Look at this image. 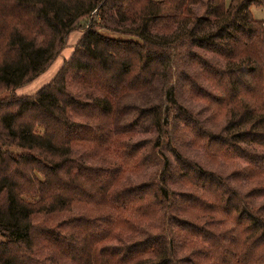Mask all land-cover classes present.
Masks as SVG:
<instances>
[{
    "label": "trees",
    "instance_id": "16d2710c",
    "mask_svg": "<svg viewBox=\"0 0 264 264\" xmlns=\"http://www.w3.org/2000/svg\"><path fill=\"white\" fill-rule=\"evenodd\" d=\"M262 5L0 0V264H264Z\"/></svg>",
    "mask_w": 264,
    "mask_h": 264
},
{
    "label": "rangeland",
    "instance_id": "374dc122",
    "mask_svg": "<svg viewBox=\"0 0 264 264\" xmlns=\"http://www.w3.org/2000/svg\"><path fill=\"white\" fill-rule=\"evenodd\" d=\"M227 1H230V0H227ZM251 12H252L254 19L264 22V5L251 7ZM82 34H83V32L80 30L72 32L68 38V44H67L65 50L62 52L61 56L54 61L52 66L44 74H42L41 76L36 78L32 83L27 84V85L17 89L16 93L20 96L32 95V94H35L40 88L47 85L57 74L58 70L60 69V67L62 66V64L64 62V59L69 58V56L73 53L74 48L76 46V43L81 38ZM152 95L154 96L155 93L153 92ZM146 100H143V101L137 100L136 103H137V105H144ZM185 100L190 101L189 102V108L193 113L202 111L203 115L201 117L206 118L207 115H206V112L203 110V105L201 102H199L197 100L191 101V100H189L188 96H185ZM184 102L186 103V101H184ZM187 154H188V152H187ZM189 156L193 160L198 161L201 164H203V166L205 168L213 167V164L210 163L209 161H207L203 157L204 154L202 152H198V153L189 152ZM219 169H220V167H219ZM140 173H141V171H140ZM145 173H146V171H144L143 174L145 176H148ZM124 177H127V178H125L121 181L126 182V183H135V181L138 180V179H136V174L130 170H126ZM129 177L131 178L130 180H128ZM183 187L185 189H187L188 185L187 184H186V186L183 185Z\"/></svg>",
    "mask_w": 264,
    "mask_h": 264
}]
</instances>
